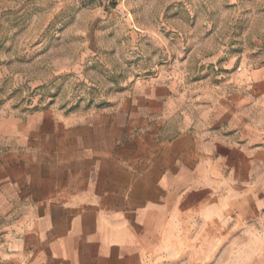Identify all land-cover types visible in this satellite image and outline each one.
<instances>
[{
    "label": "rangeland",
    "instance_id": "1",
    "mask_svg": "<svg viewBox=\"0 0 264 264\" xmlns=\"http://www.w3.org/2000/svg\"><path fill=\"white\" fill-rule=\"evenodd\" d=\"M263 61L264 0H0V264H23L30 212L5 192L88 175L101 126L135 107L171 120L170 89L192 105L200 84Z\"/></svg>",
    "mask_w": 264,
    "mask_h": 264
},
{
    "label": "crops",
    "instance_id": "2",
    "mask_svg": "<svg viewBox=\"0 0 264 264\" xmlns=\"http://www.w3.org/2000/svg\"><path fill=\"white\" fill-rule=\"evenodd\" d=\"M197 87L101 126L88 175L5 192L30 204L23 264H264V61Z\"/></svg>",
    "mask_w": 264,
    "mask_h": 264
}]
</instances>
